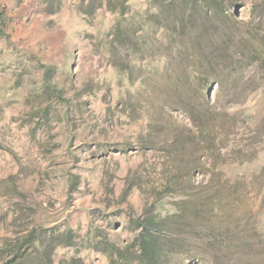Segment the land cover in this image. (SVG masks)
<instances>
[{
	"label": "rangeland",
	"instance_id": "374dc122",
	"mask_svg": "<svg viewBox=\"0 0 264 264\" xmlns=\"http://www.w3.org/2000/svg\"><path fill=\"white\" fill-rule=\"evenodd\" d=\"M113 1L0 0V264H264V0Z\"/></svg>",
	"mask_w": 264,
	"mask_h": 264
},
{
	"label": "trees",
	"instance_id": "16d2710c",
	"mask_svg": "<svg viewBox=\"0 0 264 264\" xmlns=\"http://www.w3.org/2000/svg\"><path fill=\"white\" fill-rule=\"evenodd\" d=\"M195 1L197 2V0H187V4L193 9ZM172 2H174V0H166L165 4H171ZM127 6L128 0H114L111 8L114 7V9L112 10H119V8H121V15L125 16ZM0 20H2V18ZM0 31H3V29L0 28ZM154 224V221L151 219L138 224L139 233L136 238V247L139 251L137 258L138 261L141 262V264H152V259L157 254L156 244L158 240L156 237V230L154 229L156 227L154 226ZM40 241V239L33 238V235L31 234L26 237L22 242H20L17 246L15 244H6L4 248L14 252L16 256L14 260L18 261L21 260L23 257V255H21L22 253H20V250L21 248H23V245L26 242H28L29 244L34 243L40 245ZM105 247L106 252L110 257L108 264H124V255L122 254V250H120L115 244L110 242H108ZM18 264H20V262Z\"/></svg>",
	"mask_w": 264,
	"mask_h": 264
}]
</instances>
